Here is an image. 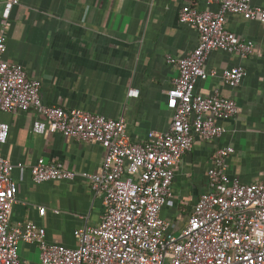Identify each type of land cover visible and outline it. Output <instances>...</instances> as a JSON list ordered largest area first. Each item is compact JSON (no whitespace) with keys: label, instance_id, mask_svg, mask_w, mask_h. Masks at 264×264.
Segmentation results:
<instances>
[{"label":"crops","instance_id":"0c3cea01","mask_svg":"<svg viewBox=\"0 0 264 264\" xmlns=\"http://www.w3.org/2000/svg\"><path fill=\"white\" fill-rule=\"evenodd\" d=\"M8 1L0 0L5 59L21 64L42 83L46 107L124 119L132 142L146 140L153 131L170 130L174 114L167 106L168 92L179 71L168 57L186 58L199 46L198 31L179 21L186 0H19L7 13ZM196 7L219 10L206 1ZM253 7L264 11V0H253ZM227 17L228 31L254 41L256 50L247 59L213 52L206 69L217 75L196 82L199 95L219 90L235 99L238 114L219 122L225 130L221 138L209 143L196 140L177 166L174 197L162 211L175 231L185 227L199 198L208 192L207 172L218 149L235 150L228 160L231 178L251 185L264 182V22ZM238 66L247 70V77L237 89L225 86L221 74ZM131 89L139 91L138 97L129 96ZM40 118L35 111H0V122L10 125L2 155L14 164L12 178L18 186L11 224L33 222L46 230L49 243L76 249L80 242L75 232L99 226L106 211L86 178L100 172L105 149L61 133L38 135L33 126ZM40 159L63 165L76 174L75 179L36 184L32 168ZM39 256V244L21 245L22 260L37 263Z\"/></svg>","mask_w":264,"mask_h":264},{"label":"built area","instance_id":"2783aa9c","mask_svg":"<svg viewBox=\"0 0 264 264\" xmlns=\"http://www.w3.org/2000/svg\"><path fill=\"white\" fill-rule=\"evenodd\" d=\"M206 1L218 11L199 10ZM19 3L9 0L7 13ZM228 15L264 22V11L253 0H186L178 13L181 24L195 28L199 46L186 58L175 60L179 77L168 92L167 106L173 112L168 132H150L142 142H132L124 119H108L85 110L67 111L46 107L42 83L31 78L24 66L5 59L7 38L0 35V111L17 114L35 111L41 116L33 132L61 133L80 143L96 142L105 149L100 172L87 175L93 191L102 197L105 214L97 227L75 232L76 249L47 241L46 230L33 222L12 226L11 217L18 186L12 178L14 164L2 155L10 137V125L0 122V264H264V182L244 184L228 173L232 147L220 148L207 172L208 192L203 194L180 231L162 217L174 197L176 168L193 149L194 142H213L225 132L219 122L238 114L235 99L219 90L208 96L196 93V82L216 76L208 72L210 54L217 51L250 58L254 41L233 35L227 29ZM247 70L233 67L221 78L237 89ZM139 91L131 89L130 97ZM36 184L74 180L76 174L63 165L40 159L32 168ZM45 209L40 210L42 216ZM39 244L37 263L20 257L22 244Z\"/></svg>","mask_w":264,"mask_h":264}]
</instances>
